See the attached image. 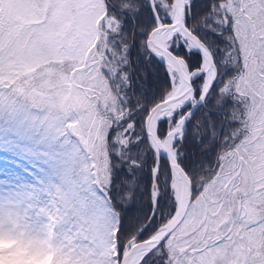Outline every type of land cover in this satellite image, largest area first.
<instances>
[{
  "label": "snow or ice",
  "instance_id": "obj_1",
  "mask_svg": "<svg viewBox=\"0 0 264 264\" xmlns=\"http://www.w3.org/2000/svg\"><path fill=\"white\" fill-rule=\"evenodd\" d=\"M16 250L264 264V0H0V264Z\"/></svg>",
  "mask_w": 264,
  "mask_h": 264
},
{
  "label": "rangeland",
  "instance_id": "obj_2",
  "mask_svg": "<svg viewBox=\"0 0 264 264\" xmlns=\"http://www.w3.org/2000/svg\"><path fill=\"white\" fill-rule=\"evenodd\" d=\"M6 249L13 248V245H4ZM3 264H52L51 258H46L42 262H38L36 258L29 256L24 251H10L8 255L3 257Z\"/></svg>",
  "mask_w": 264,
  "mask_h": 264
}]
</instances>
